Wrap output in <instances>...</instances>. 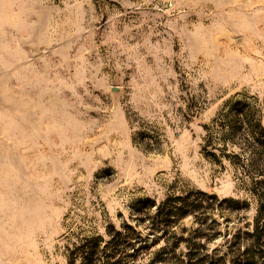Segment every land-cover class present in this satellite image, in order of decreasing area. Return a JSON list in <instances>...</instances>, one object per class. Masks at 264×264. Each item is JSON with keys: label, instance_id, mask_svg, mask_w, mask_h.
<instances>
[{"label": "rangeland", "instance_id": "rangeland-1", "mask_svg": "<svg viewBox=\"0 0 264 264\" xmlns=\"http://www.w3.org/2000/svg\"><path fill=\"white\" fill-rule=\"evenodd\" d=\"M199 190L140 264L264 245V0H0V264Z\"/></svg>", "mask_w": 264, "mask_h": 264}, {"label": "trees", "instance_id": "trees-1", "mask_svg": "<svg viewBox=\"0 0 264 264\" xmlns=\"http://www.w3.org/2000/svg\"><path fill=\"white\" fill-rule=\"evenodd\" d=\"M197 194L201 198L193 204L191 209L186 203V196H169L159 203H155L148 197L140 199L132 207L131 218L134 224L124 222L119 228L109 225L106 230L107 239L101 235L80 239L70 252L68 263L75 264L78 261L79 264H140L139 255L150 248V245L143 239L138 227H148L150 232L159 230L161 233H165L172 224L195 209H199L200 201L216 199L212 193L199 190ZM223 201L229 204L239 202L232 198H226ZM151 209H153L152 213ZM261 215L262 207H259L258 216ZM257 225L256 223L253 228L251 245H230L225 254H207L205 260L194 263L180 262L179 264H264V245H259L260 240L257 235L260 233Z\"/></svg>", "mask_w": 264, "mask_h": 264}]
</instances>
